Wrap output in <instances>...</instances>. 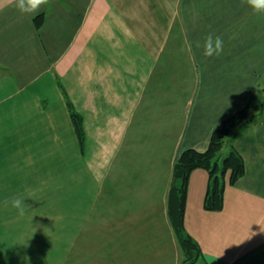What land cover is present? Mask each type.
Listing matches in <instances>:
<instances>
[{
    "label": "crops",
    "instance_id": "obj_1",
    "mask_svg": "<svg viewBox=\"0 0 264 264\" xmlns=\"http://www.w3.org/2000/svg\"><path fill=\"white\" fill-rule=\"evenodd\" d=\"M209 35L219 56L203 55ZM263 85L264 13L246 0H49L30 14L0 0V264H181L174 164ZM233 142L245 173L221 210L204 207L206 169L189 179L185 227L205 264L264 252L239 260L264 244V113Z\"/></svg>",
    "mask_w": 264,
    "mask_h": 264
},
{
    "label": "trees",
    "instance_id": "obj_2",
    "mask_svg": "<svg viewBox=\"0 0 264 264\" xmlns=\"http://www.w3.org/2000/svg\"><path fill=\"white\" fill-rule=\"evenodd\" d=\"M43 20V14H38L35 18L36 25L40 26ZM261 90L264 91V85ZM255 97L256 94H253L240 109L223 118L215 126L207 149L201 151L196 148H187L182 151L174 164L169 192V215L179 246L184 254L182 264H192L203 254L199 242L185 227V207L190 175L197 168H204L208 171L209 185L204 199V207L211 211L221 210L224 206L226 184H234L245 173L243 155L235 147L233 141L239 135L253 131L263 120L264 100L254 103ZM68 107L84 150L85 131L82 116L70 101H68ZM225 146H227V152L221 157L222 149ZM262 246L264 244L246 252L239 260Z\"/></svg>",
    "mask_w": 264,
    "mask_h": 264
},
{
    "label": "clouds",
    "instance_id": "obj_3",
    "mask_svg": "<svg viewBox=\"0 0 264 264\" xmlns=\"http://www.w3.org/2000/svg\"><path fill=\"white\" fill-rule=\"evenodd\" d=\"M49 0H16V7L22 14L37 13L41 6L47 5ZM247 5L254 13H264V0H246ZM199 47V45H197ZM223 51V41L219 36L213 38L209 35L204 43L203 55L205 57L219 56ZM23 201L14 199L12 206L19 211L20 215L24 214Z\"/></svg>",
    "mask_w": 264,
    "mask_h": 264
},
{
    "label": "rangeland",
    "instance_id": "obj_4",
    "mask_svg": "<svg viewBox=\"0 0 264 264\" xmlns=\"http://www.w3.org/2000/svg\"><path fill=\"white\" fill-rule=\"evenodd\" d=\"M263 100H264V91L263 92L259 91V93L256 95V97L253 100V102L254 103L260 102V101L262 102ZM226 152H227V146H225L222 149V155H221V157H223ZM221 162H222V158H221ZM241 242L242 241H230L229 243L232 245V247H234L236 249L237 248L236 246H238L239 244H241ZM182 258H184V254L181 253V259ZM241 263H244V264H264V255L257 254V256L255 258H253L251 261L248 262L246 260V261H241ZM192 264H205V262L203 261V259L200 258L199 260H196Z\"/></svg>",
    "mask_w": 264,
    "mask_h": 264
}]
</instances>
